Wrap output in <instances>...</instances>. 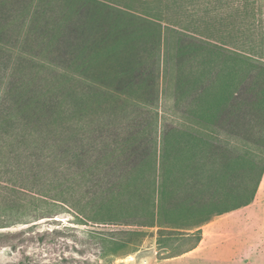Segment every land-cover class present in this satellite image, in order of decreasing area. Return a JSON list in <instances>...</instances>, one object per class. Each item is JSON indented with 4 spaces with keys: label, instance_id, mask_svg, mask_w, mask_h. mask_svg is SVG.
<instances>
[{
    "label": "trees",
    "instance_id": "obj_1",
    "mask_svg": "<svg viewBox=\"0 0 264 264\" xmlns=\"http://www.w3.org/2000/svg\"><path fill=\"white\" fill-rule=\"evenodd\" d=\"M211 4L209 37H200L100 0H69L66 9L52 0H0V80L9 74L0 87L6 156L24 151L36 180L47 171L62 180L68 164L85 194L123 190L145 211L140 225L156 227L164 258L197 247L202 226L252 203L264 172V2ZM17 25L23 35L6 50L7 30ZM101 45L113 77H101L88 60H100ZM5 57L15 62L9 66ZM161 63L179 123L165 115L157 132L139 130L133 120L123 134L101 120L114 119L120 104L139 107V93L155 96ZM85 76L105 88L95 90ZM58 197L65 201L63 193ZM112 203L101 207L110 220ZM187 239L181 248L172 244Z\"/></svg>",
    "mask_w": 264,
    "mask_h": 264
},
{
    "label": "rangeland",
    "instance_id": "obj_2",
    "mask_svg": "<svg viewBox=\"0 0 264 264\" xmlns=\"http://www.w3.org/2000/svg\"><path fill=\"white\" fill-rule=\"evenodd\" d=\"M52 1L64 6V9L69 2ZM100 1L110 3L139 18L159 22L162 27L169 26L176 31L189 32L200 37H209V7H215L211 4L213 0ZM15 13L10 14L14 16ZM9 28L7 36L12 44L4 48L6 50H9V47L12 49L13 42L16 45L17 37L21 33L23 35L20 25ZM159 49L157 53L162 58L161 46ZM100 50V60H88L91 66L100 71L101 77H113L115 71L110 67L111 58L107 56L108 53L105 54V45H101ZM5 58L9 66L15 62L13 57ZM43 62L39 57L38 63ZM162 68L163 63L159 66V82L155 96L139 93L136 96L141 98L139 107L132 106L124 110L120 104V107L115 106L117 108L111 112L116 113L114 119L101 120L108 125L113 123L115 130L121 128L123 134L134 124L133 120L137 122L139 130L157 129V132L165 115L176 117V122L179 123L181 119H177L179 116L174 106V93L170 94V84L165 89ZM37 69L39 67L35 68V73ZM6 77H9L8 72L1 73L3 80H0V87L7 80ZM82 79L85 83H92L95 90L105 88L101 83L86 76ZM23 80L30 82L29 79ZM86 114L82 121L84 130L90 126V120L87 119L90 113ZM9 139L7 136L6 140L0 141V264H264V259L255 257L251 250L255 241H264V225L262 231L255 230L239 215L221 217L210 225H205L202 228L203 243L196 252L178 260L174 257L164 258L166 251L159 249L156 244V227L140 225L147 219L145 211L127 193H121V190L119 194L112 196L107 194V191L99 190L96 194H85V182L68 164H65L62 180L57 174L49 171L46 177L38 174L36 176L39 180L33 179V174L30 173L32 168H28L30 157L25 155L24 151L14 159L6 156L5 149L9 147ZM110 157L111 155L107 154L102 161L107 162ZM62 166L59 164V167ZM55 178L61 180V184H57ZM258 188L260 190L252 206L245 210V215L248 217L251 214V219L254 220L258 218L257 212L258 216L264 217V172ZM60 193H63L65 201L59 200ZM108 197L110 199L106 201L105 198ZM68 199L74 202L70 203ZM110 200L113 201L110 218L114 220L107 218L101 209ZM9 206L12 210L6 209ZM104 238L123 246L113 247L104 241ZM185 241L190 243L192 239L176 240L172 244L181 248Z\"/></svg>",
    "mask_w": 264,
    "mask_h": 264
},
{
    "label": "crops",
    "instance_id": "obj_3",
    "mask_svg": "<svg viewBox=\"0 0 264 264\" xmlns=\"http://www.w3.org/2000/svg\"><path fill=\"white\" fill-rule=\"evenodd\" d=\"M259 190H260V188H257V191H256V194H255V198L254 199H256V196L258 195V193H259ZM254 201V200H253ZM252 204L253 203H250V204H248V205H246V206H244V207H241V208H238V209H236V210H233V211H231V212H228V213H226V214H223V215H221V216H218V217H216V218H214L211 222H209V223H207L206 225H210L211 223H213L215 220H217V219H219V218H221V217H236V216H240L241 218H243L245 221H247V224H249L250 223V225H251V227L252 228H254L255 230L256 229H260V231H262V225H264V217H261V216H258V212H257V214H256V216L258 217H256L257 218V220H254V219H251V214L250 215H248V217L245 215V210H246V208H250L251 206H252ZM263 211H264V208L262 209ZM250 217V218H249ZM205 226V225H204ZM204 226H202V228L204 227ZM201 228V229H202ZM202 243H203V240H202V238H201V241L199 242V244H198V246L197 247H195V248H193L192 250H190V251H188V252H185V253H183V254H181V255H178V256H175L174 258H175V260L177 259H182V258H184L185 256H187L188 254H191L192 252H196L198 249H199V247L202 245ZM251 248H253V249H251L252 250V253L255 255V257H258V258H261V259H264V241H255V243H253L252 245H251ZM173 258V257H172ZM246 263H248V262H246Z\"/></svg>",
    "mask_w": 264,
    "mask_h": 264
}]
</instances>
